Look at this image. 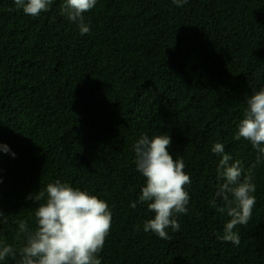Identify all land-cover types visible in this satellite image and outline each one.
Segmentation results:
<instances>
[{
    "label": "trees",
    "instance_id": "obj_1",
    "mask_svg": "<svg viewBox=\"0 0 264 264\" xmlns=\"http://www.w3.org/2000/svg\"><path fill=\"white\" fill-rule=\"evenodd\" d=\"M63 2L32 17L0 0V144L9 149L0 150V242L17 249L0 264L20 258L18 222L35 228L43 201L29 194L56 180L108 203L101 264H264V161L233 138L247 98L264 87V0H97L83 35ZM143 134H168L191 178L188 212L168 240L143 230L154 217L138 199L145 178L133 145ZM216 142L230 163L256 164L252 218L233 229L239 245L218 239L231 217L210 206H223Z\"/></svg>",
    "mask_w": 264,
    "mask_h": 264
},
{
    "label": "clouds",
    "instance_id": "obj_2",
    "mask_svg": "<svg viewBox=\"0 0 264 264\" xmlns=\"http://www.w3.org/2000/svg\"><path fill=\"white\" fill-rule=\"evenodd\" d=\"M53 2L13 0L17 10L22 9L25 15L32 17L47 12ZM187 2L172 0L177 6ZM96 4L97 0H64L60 11L78 26L83 35L90 32L84 13L91 11ZM246 105L233 138L250 142L256 152V164H259L264 161V87L253 92ZM171 143L168 134L151 138L143 134L133 145L136 169L145 178L138 199L154 213L153 218L144 222L143 230L165 240L170 239L168 228L173 232L180 228L175 217L188 212L190 196L186 186L191 184L182 159H174L169 151ZM0 150L9 151L7 145L2 144ZM211 151L220 157L217 175L221 183L215 197L222 199L223 206H218L215 198L210 206L231 217L218 239L239 245L240 237L233 229L237 225H246L252 218L256 185L251 168L256 164L245 170L240 160L230 163L232 157L225 153L220 142L214 143ZM28 199L43 203L35 209L34 229L29 230L25 221L18 222V235L25 234V240L19 249L17 264H101L99 253L103 250L112 223V212L106 201L60 180L48 183L46 190H40L34 196L29 194ZM130 207L135 208L136 202H132ZM3 216L0 211V217ZM16 255V248L0 242V261L9 256L15 258Z\"/></svg>",
    "mask_w": 264,
    "mask_h": 264
}]
</instances>
